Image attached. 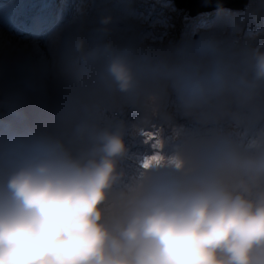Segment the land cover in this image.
I'll return each mask as SVG.
<instances>
[{"label": "clouds", "instance_id": "clouds-1", "mask_svg": "<svg viewBox=\"0 0 264 264\" xmlns=\"http://www.w3.org/2000/svg\"><path fill=\"white\" fill-rule=\"evenodd\" d=\"M54 7L55 0H48L38 13L46 30L35 39L36 33L18 30L23 16L34 13L23 0L17 22L1 20L0 44L14 46L17 55L32 49L34 56L52 58L47 36L60 30L65 18L51 15ZM110 23L111 18L101 20ZM70 43L77 52L90 48L83 41ZM250 54L255 81H264V52L255 48ZM99 55L94 50L82 59ZM107 73L121 92L134 89L133 70L123 55H112ZM49 82L33 71L22 86L5 81L4 115L10 114L9 93ZM175 86L183 100L195 103L221 89L223 79L214 73ZM93 140L95 146L78 156L59 141L41 139L25 157L5 159L18 163L0 183V264H264V142L253 145L255 154L226 144L199 165L180 153L150 158L140 176L116 192L124 176L117 158L128 154L123 135L104 130ZM162 168L182 175L152 174Z\"/></svg>", "mask_w": 264, "mask_h": 264}, {"label": "rangeland", "instance_id": "rangeland-1", "mask_svg": "<svg viewBox=\"0 0 264 264\" xmlns=\"http://www.w3.org/2000/svg\"><path fill=\"white\" fill-rule=\"evenodd\" d=\"M22 1L0 0V30L4 27L5 23L1 21L4 18L10 22H17L19 16L17 13L20 12V15L22 13ZM174 1L55 0L51 15L60 13L65 16L60 30L63 27H71L75 32L68 33L63 30L47 36L52 61L56 60L58 63L56 71L58 76L68 75L63 82L58 81L53 65L48 72L43 73L50 81L44 93L38 95L41 97V104L37 110L41 117L37 113L39 118L36 121L37 128L41 129L43 136L47 134L44 131L46 115L49 112H52L51 116L55 121L53 129L70 120L76 128L73 133L79 140L83 135L94 136L89 127L85 128L86 122L79 117L78 114L84 109L73 96L90 94L97 87L107 92L113 99L112 105L126 117L127 121L137 122L145 117L146 123L156 124L160 129L161 138L153 144V149L146 153L137 152L139 162L135 169H139L150 158L171 157L176 153L183 155L190 165L192 160L200 163L202 160L212 158L223 145L215 138L209 140L204 138L202 128L215 117L222 121L226 115L233 114L230 116L233 119L224 120L221 126L235 129V132L231 133H237L238 137H233L229 143L237 148L252 138L254 140L255 135L262 132L255 120L259 118L260 112L264 111V81H255L254 60L250 53L255 48L264 52V0H251L245 9L240 11L230 9L204 11L214 3V0H205L198 5L204 12L197 15H190L186 10L178 8ZM104 18H111V23L101 24ZM103 28L109 30L107 34L99 31ZM2 35L9 34L4 32ZM84 35L88 41L84 39ZM111 35L118 40V46L116 49L109 48L105 51V45L111 44ZM75 39H78L77 42H85L91 48L87 50L84 46L80 54L94 50L100 53L98 59L88 61L90 70L95 72L90 87L85 86L82 77H74L76 72L70 55L64 51L59 53V57L56 55L55 47L67 46ZM93 42H96V46ZM72 45L75 50V45ZM112 55H123L128 60L136 82L132 91L121 92L108 75L107 65ZM16 56L14 46L0 44V94L6 93L3 84L6 75L13 73ZM45 60L46 57H43L42 61ZM60 66H64L65 70L61 71ZM214 73L220 74L223 79L221 89L209 91L195 103L186 102L181 98L175 86L178 81L188 77L209 78ZM23 78L24 74L19 73L12 87L17 86ZM242 81L251 82L254 86H245ZM8 98L15 103V112L18 115L17 124L12 129L10 137L12 141L20 142L24 133L29 130L27 118L34 111L28 101H19L15 92L9 93ZM164 102L167 105L165 108L162 105ZM196 107L203 112L197 114ZM251 120L255 126H252ZM30 121L29 123H32L33 120ZM9 128L10 119L2 115L0 136ZM172 136L180 138L172 142ZM2 145L0 143V148ZM157 145L159 147H154ZM16 163L18 162L13 160H8L7 163L0 161V183L6 182ZM165 169L155 170L153 175L159 171L164 172ZM171 170L172 175H182ZM134 173L137 174V178L141 174ZM123 178H127V174L124 173ZM137 178L132 171L123 181L122 187L116 185L115 191L125 189V186L131 185Z\"/></svg>", "mask_w": 264, "mask_h": 264}, {"label": "trees", "instance_id": "trees-1", "mask_svg": "<svg viewBox=\"0 0 264 264\" xmlns=\"http://www.w3.org/2000/svg\"><path fill=\"white\" fill-rule=\"evenodd\" d=\"M187 11V10H186ZM189 13V11H187ZM88 14V12H85ZM112 37V35H111ZM108 36L106 39L108 40ZM111 43H116L118 40L115 37L111 38ZM94 46H96V42H93ZM110 48L113 49L112 45L110 44ZM83 54V53H82ZM89 65V64H88ZM112 100L110 97L103 91H93L90 94H85L82 97V101L80 102V107L84 109L82 115V119L86 121L87 125L94 126L96 123V116L99 115L97 111L100 112L102 115L101 119L103 121H109L108 124L113 127L119 124V121L123 119V116L120 112H118L115 107L112 105ZM89 121H91L89 123ZM123 135L124 131H118ZM126 132V131H125ZM129 138L133 136L131 131L126 132ZM29 134V133H28Z\"/></svg>", "mask_w": 264, "mask_h": 264}, {"label": "bare ground", "instance_id": "bare-ground-1", "mask_svg": "<svg viewBox=\"0 0 264 264\" xmlns=\"http://www.w3.org/2000/svg\"><path fill=\"white\" fill-rule=\"evenodd\" d=\"M196 1H199V0H196ZM231 1H235V0H231ZM63 30H65V31L68 32V33H72V32L74 33V32H75V30H74L73 28H71V27H63L61 30L56 31L55 33H60V32H62ZM125 35H126V34H125ZM77 40H78V39H75L74 42L76 43ZM62 41H63V40H62ZM111 45H112L113 49H116L117 46H118V42H116V43H111ZM55 50H56V55H57V57L60 56L59 53L62 52V51H64L65 54H68V55L71 56V58H72V64H73L74 70H75V72H76V75H75L74 77H78L79 75H83V74L89 72V70H90V65H88L89 63H88V62H85V61L82 59V56H83L84 54H80L79 52L75 51V50L73 49V45H72L71 43H69L67 46H63V45H62V46H60V47H55ZM61 62L63 63V60H61ZM57 64H58V63L56 62V60H54L53 70H54V72H55V77L57 78L58 81L63 82V81L65 80V78H67V75H68V74H66L65 77L58 76V73L56 72V71H57V68H58ZM65 65H66V64H65ZM79 66L82 67L81 70H77V67H79ZM60 69H61V71H64V70H65L64 66H60ZM69 79H72V78H69ZM25 80H26V79H23V80H22V82L20 83V86H22V85L24 84ZM38 87H39V86H38ZM39 89H40V94H43L44 91H43L40 87H39ZM33 100H37V101H39V103L41 104V97H36L33 93H31V92L28 90V91L25 93L24 101H33ZM162 105L164 106V108L167 106V105L165 104V102L162 103ZM195 109H196V113H197V114H201V113L203 112V110H199L198 107H196ZM158 112H159V113H162V111H158ZM0 113H4V112H1V111H0ZM200 118H202V117H200ZM104 130L110 131V128L107 126V127H105V128H102L100 131H104ZM98 132H99V131H98ZM98 132H97V133H98ZM1 135H2V134H1ZM123 137H125V139L128 140V137H127L126 134H124V133H123Z\"/></svg>", "mask_w": 264, "mask_h": 264}, {"label": "water", "instance_id": "water-1", "mask_svg": "<svg viewBox=\"0 0 264 264\" xmlns=\"http://www.w3.org/2000/svg\"><path fill=\"white\" fill-rule=\"evenodd\" d=\"M176 1V6L178 8H182L185 10H190L191 15H196L197 13L203 11L201 8L198 7L199 4L204 3L205 0H175ZM174 1V2H175ZM249 0H214V3L211 4L206 10H211L214 8H219V7H230L233 9H241L243 8L246 4H248Z\"/></svg>", "mask_w": 264, "mask_h": 264}]
</instances>
